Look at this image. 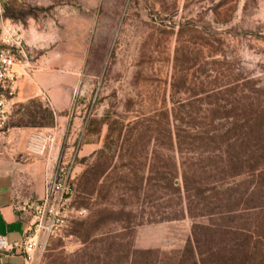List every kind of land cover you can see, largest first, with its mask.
<instances>
[{
	"label": "rangeland",
	"instance_id": "1",
	"mask_svg": "<svg viewBox=\"0 0 264 264\" xmlns=\"http://www.w3.org/2000/svg\"><path fill=\"white\" fill-rule=\"evenodd\" d=\"M8 57L7 102L55 80V161L74 156L66 226L38 264H264V175L175 137L264 129V0H0L1 69ZM9 111L11 126L54 123L39 97ZM180 170L216 187L190 214ZM219 224L233 232L209 238Z\"/></svg>",
	"mask_w": 264,
	"mask_h": 264
},
{
	"label": "crops",
	"instance_id": "2",
	"mask_svg": "<svg viewBox=\"0 0 264 264\" xmlns=\"http://www.w3.org/2000/svg\"><path fill=\"white\" fill-rule=\"evenodd\" d=\"M39 97L51 107L54 123L51 126H11L9 107L26 99ZM9 112L0 126V236L10 242L20 240L31 223V215L22 208L43 196L45 182L58 156L55 142V80L42 77L35 88H19L7 102ZM49 137L43 152L31 150L32 141ZM33 144V142L31 143ZM39 147V143L37 144ZM0 264H30L23 256L0 251Z\"/></svg>",
	"mask_w": 264,
	"mask_h": 264
},
{
	"label": "built area",
	"instance_id": "3",
	"mask_svg": "<svg viewBox=\"0 0 264 264\" xmlns=\"http://www.w3.org/2000/svg\"><path fill=\"white\" fill-rule=\"evenodd\" d=\"M4 67L0 66V126H4L9 112L7 110V95H12V80L14 74L10 69L12 58L3 59ZM49 137L39 138L38 143L31 140L29 148L43 152ZM74 156L54 166L48 175L43 196L26 204L22 209L30 212L31 223L23 237L10 242L0 236V251L11 252L23 256L30 264H38L40 253L47 241L59 235L66 226V205L69 199L71 180L73 174ZM84 210L77 213L82 214Z\"/></svg>",
	"mask_w": 264,
	"mask_h": 264
},
{
	"label": "trees",
	"instance_id": "4",
	"mask_svg": "<svg viewBox=\"0 0 264 264\" xmlns=\"http://www.w3.org/2000/svg\"><path fill=\"white\" fill-rule=\"evenodd\" d=\"M189 122L190 120H196L197 118L194 116H188ZM200 120L202 119L203 125H205V122L207 121V117L204 118H199ZM228 120V119H227ZM212 121V119H211ZM210 121V122H211ZM253 125L252 126H246L242 124L239 128L234 129L233 127H230L227 130H202L195 133H193V130L188 128V130H185L184 134L177 133L175 137L179 138L178 142L180 141H187L189 144L192 145V143H199L201 147H211L213 149L212 151H215L217 149V156H219L222 168L225 169L226 171H229L232 173L231 175H240V174H245L247 177L251 178H260L264 175V129L260 125H257L256 127H253L257 123L255 122L256 120L253 119ZM209 122V123H210ZM213 122V121H212ZM228 124L230 125V122L227 121ZM246 124V123H245ZM181 138V139H180ZM185 138V139H184ZM177 142V143H178ZM178 143V144H179ZM208 157V156H207ZM203 169V168H202ZM218 171V168H216ZM234 169V170H233ZM195 168H192L191 175H196L198 173L194 172ZM205 174H207L206 170H204ZM225 171V172H226ZM181 172V170H180ZM180 174L181 179L180 181L177 180L178 176H175L172 178L171 185L176 186L177 189L181 188L185 194H186V200H187V211L190 214L192 212V208L194 209L195 207L197 208L198 204L201 202L200 201L203 196V194L206 191L211 190H216L215 186H212L210 189L208 188H202L199 189L196 184H194L192 187L188 186L186 184V179L187 176L186 172L182 170ZM215 173V172H213ZM178 174V173H177ZM197 181V180H195ZM231 184H225V186L220 185L221 188H226L230 189ZM232 189V188H231ZM230 189V190H231ZM206 190V191H204ZM253 188L249 193H252ZM258 190V189H257ZM180 194V193H179ZM205 198V196H203ZM197 200V202L195 201ZM208 200V199H207ZM209 203H205L202 205L207 206V204H211L210 201ZM216 202H213L215 204ZM192 205H196L195 207ZM253 209H258L261 210L263 209V206H258V207H252ZM260 213L264 214V210H261ZM196 214L191 215L194 217ZM232 227L226 226L219 224L218 228L212 229L211 233L209 235V238H214L217 234H227L231 233L233 231ZM208 231H210V228H207ZM237 231V230H236ZM239 234H241V231L238 230ZM237 233V232H236ZM200 235V231L198 229V224H195V227L193 229L192 233V239L191 242L198 244V236ZM245 236V234H241ZM196 255H199L200 252H195Z\"/></svg>",
	"mask_w": 264,
	"mask_h": 264
}]
</instances>
